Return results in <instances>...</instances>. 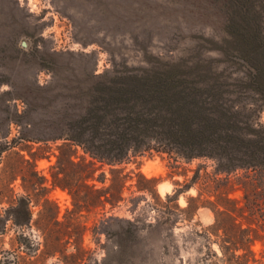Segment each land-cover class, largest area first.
Here are the masks:
<instances>
[{"label":"rangeland","instance_id":"1","mask_svg":"<svg viewBox=\"0 0 264 264\" xmlns=\"http://www.w3.org/2000/svg\"><path fill=\"white\" fill-rule=\"evenodd\" d=\"M223 36L211 0H0V264H222L211 203L227 197L244 207L245 171L218 173L209 159L135 157L116 167L131 176L125 201L112 208L98 200L111 184L106 166L89 182L98 190L91 206L81 207L54 187L53 174L61 155L91 158L80 147L61 153L64 142L51 138L83 112L84 95L106 71L217 58L204 39ZM137 175L156 180L152 195L138 192ZM239 221L258 231L251 264H264L260 225Z\"/></svg>","mask_w":264,"mask_h":264},{"label":"trees","instance_id":"2","mask_svg":"<svg viewBox=\"0 0 264 264\" xmlns=\"http://www.w3.org/2000/svg\"><path fill=\"white\" fill-rule=\"evenodd\" d=\"M211 1L224 16V36L204 39L203 47L219 57L156 58L147 66L96 77L84 95L83 112L51 138L64 142L61 153L80 147L91 160L76 163L72 156L67 161L61 155L53 185L69 190L77 205L91 206L98 190L89 182L108 166L111 184L98 200L115 208L125 201L131 179L116 167L131 158L166 154L187 161L213 160L222 174L245 171L239 179L248 186L244 207L219 197L211 203V229L223 232L215 234L223 254L219 262L251 264L258 231L239 219L256 222L264 233V0ZM137 176L138 192L152 195L156 180ZM100 181L106 183L105 172ZM167 200L173 197L167 195Z\"/></svg>","mask_w":264,"mask_h":264},{"label":"bare ground","instance_id":"3","mask_svg":"<svg viewBox=\"0 0 264 264\" xmlns=\"http://www.w3.org/2000/svg\"><path fill=\"white\" fill-rule=\"evenodd\" d=\"M167 191V188L164 185H161V192L162 194H165Z\"/></svg>","mask_w":264,"mask_h":264}]
</instances>
